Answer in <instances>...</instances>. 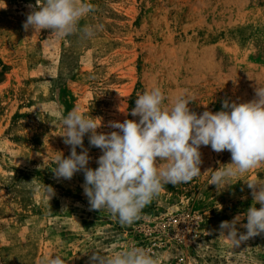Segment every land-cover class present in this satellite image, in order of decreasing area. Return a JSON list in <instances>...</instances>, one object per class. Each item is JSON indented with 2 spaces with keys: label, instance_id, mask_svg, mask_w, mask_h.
<instances>
[{
  "label": "rangeland",
  "instance_id": "rangeland-1",
  "mask_svg": "<svg viewBox=\"0 0 264 264\" xmlns=\"http://www.w3.org/2000/svg\"><path fill=\"white\" fill-rule=\"evenodd\" d=\"M85 2L95 11L81 25H102L92 39L25 31L27 5L36 0H0V264L55 255L89 264L93 252L129 245L150 250L159 264H264V233L234 246L219 232L222 221L243 218L253 204L247 183L264 184V164L217 191L211 176L231 154L201 146V174L165 185L130 225L89 210L82 172L59 181L53 173L56 157L70 155L58 113L98 117L97 131L110 133L117 131L112 121L139 120L131 115L135 100L153 87L166 105L186 93L198 115L253 100L264 87V0ZM84 147L95 169L101 150L87 135Z\"/></svg>",
  "mask_w": 264,
  "mask_h": 264
},
{
  "label": "clouds",
  "instance_id": "clouds-1",
  "mask_svg": "<svg viewBox=\"0 0 264 264\" xmlns=\"http://www.w3.org/2000/svg\"><path fill=\"white\" fill-rule=\"evenodd\" d=\"M31 11L23 23L25 31L48 30L56 38L79 34L92 39L102 25H81V20L95 11L85 0H36L27 5ZM165 93L153 87L139 94L131 115L139 120L112 121L109 126L117 131L98 132L101 119L86 117L77 109L67 115L59 114L64 128V143L70 146V155L55 159L54 178L71 180L82 172L83 193L89 210H107L122 225H130L141 218L142 210L157 199L165 185L187 183L201 174V146H211L214 152L225 150L231 162L219 167L211 176L217 191L231 186L230 180L239 174L264 164V87L255 88V98L243 103L225 101L218 112L190 110L193 101L181 93L165 104ZM99 121V122H98ZM89 145L101 150L95 169L89 167ZM81 149L78 153L77 149ZM34 184V179L30 182ZM253 204L243 219L236 216L222 221L220 235L231 240L234 246L264 233V184L247 183ZM35 190L41 185L34 184ZM51 197V185H43ZM259 204V208L256 205ZM246 229L239 232L237 225ZM39 264H65L59 256L42 257ZM89 264H159V258L150 250L129 245L111 255L93 252Z\"/></svg>",
  "mask_w": 264,
  "mask_h": 264
}]
</instances>
